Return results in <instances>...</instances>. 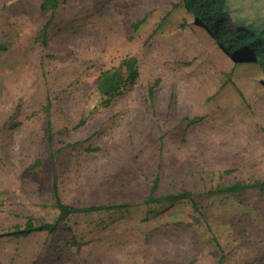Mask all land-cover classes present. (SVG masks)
I'll list each match as a JSON object with an SVG mask.
<instances>
[{
    "label": "rangeland",
    "instance_id": "rangeland-1",
    "mask_svg": "<svg viewBox=\"0 0 264 264\" xmlns=\"http://www.w3.org/2000/svg\"><path fill=\"white\" fill-rule=\"evenodd\" d=\"M43 2L0 0V264H264V192L217 191L264 180L262 67L180 0ZM107 71L121 93L102 106ZM155 182L154 198H190L149 203ZM53 184L112 209L5 236L56 219Z\"/></svg>",
    "mask_w": 264,
    "mask_h": 264
},
{
    "label": "trees",
    "instance_id": "trees-1",
    "mask_svg": "<svg viewBox=\"0 0 264 264\" xmlns=\"http://www.w3.org/2000/svg\"><path fill=\"white\" fill-rule=\"evenodd\" d=\"M180 5L191 14L194 22L202 26L217 42L220 49L235 62L256 61L264 70V0H180ZM58 0H44L43 10L55 12ZM50 21L44 26L42 33ZM127 73L126 85H133L138 78L137 63L134 58L122 62ZM96 91L102 106H107L113 97L120 95V89L115 84L110 72H104L97 81ZM152 97V90L150 91ZM157 184L154 183L147 202H160L176 198H190L189 193L169 196L164 199L154 198ZM264 192V180L247 184H234L217 190L219 193L236 194L244 191ZM56 219L52 223L27 218L24 227L17 226L5 236L25 238L35 232L54 233L60 224L72 215L95 214L112 209L109 206H92L76 208L65 205L58 193L56 184L52 187ZM123 204L113 208H127Z\"/></svg>",
    "mask_w": 264,
    "mask_h": 264
},
{
    "label": "bare ground",
    "instance_id": "bare-ground-1",
    "mask_svg": "<svg viewBox=\"0 0 264 264\" xmlns=\"http://www.w3.org/2000/svg\"><path fill=\"white\" fill-rule=\"evenodd\" d=\"M96 25V24H95ZM102 38V37H101ZM96 39V38H95ZM99 39H100V37H99ZM102 40H103V38H102ZM96 41H98V40H96ZM101 42V41H100ZM91 45V44H90ZM104 45V44H103ZM94 58V57H93Z\"/></svg>",
    "mask_w": 264,
    "mask_h": 264
}]
</instances>
